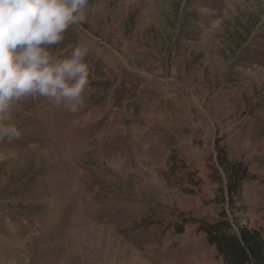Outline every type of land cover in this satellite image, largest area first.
<instances>
[{
    "label": "rangeland",
    "instance_id": "rangeland-1",
    "mask_svg": "<svg viewBox=\"0 0 264 264\" xmlns=\"http://www.w3.org/2000/svg\"><path fill=\"white\" fill-rule=\"evenodd\" d=\"M76 46L84 106L24 99L0 140V264H225L198 230L220 151L250 173L231 221L264 235V0H89L53 50Z\"/></svg>",
    "mask_w": 264,
    "mask_h": 264
},
{
    "label": "clouds",
    "instance_id": "clouds-1",
    "mask_svg": "<svg viewBox=\"0 0 264 264\" xmlns=\"http://www.w3.org/2000/svg\"><path fill=\"white\" fill-rule=\"evenodd\" d=\"M89 0H0V140L18 138L9 123L18 102L45 98L75 113L90 85L88 48L61 58L53 49L86 18Z\"/></svg>",
    "mask_w": 264,
    "mask_h": 264
},
{
    "label": "trees",
    "instance_id": "trees-1",
    "mask_svg": "<svg viewBox=\"0 0 264 264\" xmlns=\"http://www.w3.org/2000/svg\"><path fill=\"white\" fill-rule=\"evenodd\" d=\"M217 159L218 169L222 171L221 174L217 169L221 178L218 182L223 186L217 202L222 204V209L216 219L198 220V230L206 235L225 264H264L263 233L247 226L235 228L226 209L229 204L241 201L243 183L250 178L248 167L242 161H229L227 154L221 151ZM178 232L181 233L182 228Z\"/></svg>",
    "mask_w": 264,
    "mask_h": 264
}]
</instances>
